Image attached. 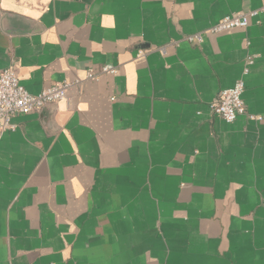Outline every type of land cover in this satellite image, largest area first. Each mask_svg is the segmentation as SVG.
Returning a JSON list of instances; mask_svg holds the SVG:
<instances>
[{
  "label": "crops",
  "instance_id": "crops-1",
  "mask_svg": "<svg viewBox=\"0 0 264 264\" xmlns=\"http://www.w3.org/2000/svg\"><path fill=\"white\" fill-rule=\"evenodd\" d=\"M263 6L0 0V73L81 81L0 130V264H264V15L203 34ZM241 79L227 123L210 104Z\"/></svg>",
  "mask_w": 264,
  "mask_h": 264
},
{
  "label": "built area",
  "instance_id": "built-area-1",
  "mask_svg": "<svg viewBox=\"0 0 264 264\" xmlns=\"http://www.w3.org/2000/svg\"><path fill=\"white\" fill-rule=\"evenodd\" d=\"M264 15V6L258 10L235 13L222 18L213 27L203 32L206 35H214L234 28H247L253 18ZM201 34L189 37L191 42L200 41ZM146 52L139 51L136 61H143ZM253 64V60L248 62ZM117 67L105 65L99 71L92 68L87 72L86 80H97L103 74H115ZM81 81H62L54 86L44 89L40 94L30 93L20 82L13 68H6L0 73V130H16L13 119L18 115H28L40 111L49 105H56L68 99L70 89L79 85ZM246 84L243 79L228 89L220 92L217 100L210 104L211 112L227 123H234L245 114L247 109L243 99ZM251 119L260 117L250 116Z\"/></svg>",
  "mask_w": 264,
  "mask_h": 264
}]
</instances>
